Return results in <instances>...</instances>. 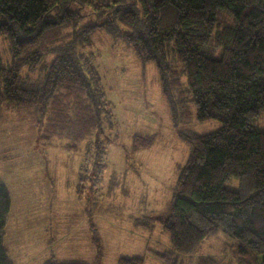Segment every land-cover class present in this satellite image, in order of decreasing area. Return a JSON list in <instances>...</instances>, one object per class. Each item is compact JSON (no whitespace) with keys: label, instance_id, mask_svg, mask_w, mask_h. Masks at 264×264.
<instances>
[{"label":"trees","instance_id":"1","mask_svg":"<svg viewBox=\"0 0 264 264\" xmlns=\"http://www.w3.org/2000/svg\"><path fill=\"white\" fill-rule=\"evenodd\" d=\"M98 32L142 67L153 65L171 124L187 146L169 216L159 220L174 251L159 257L190 256L219 230L236 241L229 256H200L194 264H264V129L251 125L264 112V0H0V37L7 43L0 119L3 109L30 110L41 140L58 138L67 150L84 142L96 175L119 135L94 62ZM209 119L220 127L177 129ZM150 137L134 133L131 149ZM231 177L236 189L225 187ZM6 187L0 182V264H13L4 244ZM117 259L144 264L137 255ZM42 264L87 263L58 262L51 254Z\"/></svg>","mask_w":264,"mask_h":264},{"label":"rangeland","instance_id":"2","mask_svg":"<svg viewBox=\"0 0 264 264\" xmlns=\"http://www.w3.org/2000/svg\"><path fill=\"white\" fill-rule=\"evenodd\" d=\"M95 42L94 62L114 111L112 132L119 134L117 145L107 146L105 167L95 169L99 174L84 142L67 150L58 138L52 143L39 138L38 119L30 110L1 112L0 182L11 197L4 244L13 264H42L51 254L58 262L87 264H116L121 255L140 256L144 264H194L200 256H229L236 241L218 230L190 256L159 257L174 251L159 220L169 216L187 146L171 124L153 65L142 67L103 33L96 34ZM5 50L7 43L0 37V57ZM220 124L192 120L177 129L205 133ZM251 125L264 129V112ZM134 133L151 135L149 143L132 150ZM224 184L238 186L234 177Z\"/></svg>","mask_w":264,"mask_h":264}]
</instances>
